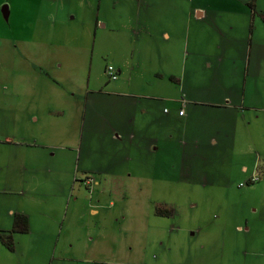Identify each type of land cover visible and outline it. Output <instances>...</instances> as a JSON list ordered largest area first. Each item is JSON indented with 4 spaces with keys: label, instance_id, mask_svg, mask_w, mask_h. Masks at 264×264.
<instances>
[{
    "label": "rangeland",
    "instance_id": "rangeland-1",
    "mask_svg": "<svg viewBox=\"0 0 264 264\" xmlns=\"http://www.w3.org/2000/svg\"><path fill=\"white\" fill-rule=\"evenodd\" d=\"M245 1L0 0V150L34 109L35 131L68 136V149L55 157L68 163L67 188L54 190L63 192L69 214L76 207L84 212L82 244L68 248V264H264V55L257 51L264 47V0H249L255 13ZM199 9L205 18L194 21L190 13ZM221 40L226 55L219 57ZM192 49L212 57L198 55L195 68L182 64ZM177 50L184 51L179 72L169 62ZM109 65L121 68L117 80L109 78ZM227 67L231 76L221 79L218 71ZM184 75L194 80V96L209 97L210 87L227 81L225 92L245 97L250 107L238 119L241 142L195 145L176 103L132 97L179 93L176 79ZM17 79L31 89L23 99L10 90ZM62 102L66 111L57 115ZM134 112L138 129H177L185 138L172 151L148 150L136 129L123 126ZM114 115L117 128L108 124ZM89 117L100 119L99 132L89 128ZM198 119L211 121L207 114ZM87 177L96 181L91 187ZM57 195L40 201L56 202ZM15 199L5 196L0 209L33 207ZM158 205L173 212L160 216Z\"/></svg>",
    "mask_w": 264,
    "mask_h": 264
},
{
    "label": "crops",
    "instance_id": "crops-1",
    "mask_svg": "<svg viewBox=\"0 0 264 264\" xmlns=\"http://www.w3.org/2000/svg\"><path fill=\"white\" fill-rule=\"evenodd\" d=\"M231 2L222 5L226 7L225 9H229ZM246 2L250 3L249 0ZM3 12L5 17L8 18L10 16L8 5H4ZM205 14L204 10L199 9L195 12L192 11L190 16L194 21L197 19L203 20ZM231 30L233 29L231 28ZM188 31L189 36H191V22L188 24ZM163 34L166 38L165 40L169 41L172 39L169 32H164ZM223 41L226 42L224 39ZM223 49H226V47L221 40L218 42V51H216L217 54L215 53V55L219 57L226 55V51L223 52ZM257 51L264 55V47ZM171 54L174 56V60L171 61L170 59L169 62L170 64L173 62L179 72L181 66L179 59L181 55H184V51L182 53L180 50L176 52L172 51ZM203 54L206 57H212L208 54V51L203 52L199 49L189 50L182 64L188 66V62H190L189 65L195 68L197 66V60L195 59L198 55ZM227 55L230 57L235 56L232 53H227ZM227 69L228 67L226 69L221 68L218 71L220 72L219 77L221 79L231 76L227 73ZM118 71L121 74V68H118ZM176 80L177 91L179 93L165 95L163 91H153L148 94L133 92L132 97H150L152 99L164 97L168 102L176 103L179 109H176L175 112L179 117L187 118L188 126L185 133L191 141L193 140V144L195 145H199V142L210 145H217L219 141L224 144L233 143L235 145L241 142L238 119L250 107L245 104V97L239 98L236 91L228 90L225 92L224 89L228 88L226 85L227 81L219 82L218 87H210L205 92L206 94H210L209 97H197L194 96L193 92V87L195 86L193 84L194 80L186 82V75L182 79ZM63 104L65 103L62 102L64 110L57 109L55 112L57 115H63L64 111H66ZM89 107L88 103L86 116ZM183 108H185V112L180 114ZM34 110L29 116L30 119L27 123L22 122V119L19 120L20 127L16 130L14 136H6L3 140L8 149L0 150V200L4 199L5 196L14 195L17 197L14 201L19 200L21 204L26 205L29 200L33 205V207L29 208L0 209V235L1 231L12 229L16 213H23L29 219V231L27 233L14 234V251L8 250L0 239V264H68V248H77L82 244V229L79 228V220L84 216L83 210L80 207H76L71 209L69 214L68 209L65 208L64 210L62 205L61 195L63 192H55L54 190L56 186H59L60 189L63 188L64 192L67 188L69 167L64 164L68 163L62 162L61 159H55V157L59 148L68 149L64 143L67 141L68 136L61 137L51 129L45 128H41L39 133L35 131L30 124L33 121V116L34 121L38 120V116H36ZM52 112L51 108L49 113ZM169 113L170 111L165 114ZM202 114L209 115L211 121L200 123L199 120L201 119L198 118ZM115 120H117V115L108 120L110 127L117 128L114 126L116 124L114 123ZM125 120L126 122L123 126L129 125L131 130L136 129L139 132V137L147 143V149L155 153L158 151H172L177 144H180L179 138L184 137L177 129H163L152 133L143 130L142 125L138 129L137 112H134L130 118H126ZM194 120H196L194 123L195 127L192 128L190 125ZM248 123L250 124L251 122ZM85 124L86 122L84 121V129ZM88 126L92 132H99L101 129L100 119L97 118L95 122L94 118L91 120L89 117ZM125 130L132 139L136 137V132L129 131L128 127H125ZM248 136L251 141L253 138L251 132H248ZM244 168L246 169V167ZM88 180H91V183ZM94 181L92 178L87 177L85 184L91 187L96 182ZM48 195H57L56 202L49 204L40 201L41 198ZM74 200L77 201L78 199L74 198ZM90 213L97 215L98 210L92 208ZM86 263L103 264L104 260H88Z\"/></svg>",
    "mask_w": 264,
    "mask_h": 264
},
{
    "label": "trees",
    "instance_id": "trees-1",
    "mask_svg": "<svg viewBox=\"0 0 264 264\" xmlns=\"http://www.w3.org/2000/svg\"><path fill=\"white\" fill-rule=\"evenodd\" d=\"M249 5L253 9V13L256 12L255 4L250 2ZM260 17L262 20H264V12L260 13ZM254 181L250 180L248 183H253ZM165 205H158L156 207V214L160 216H169L172 212V208H167V206L163 207ZM29 231V219L27 215L23 213H16L14 215V223L13 227L9 231H1L0 239L2 244L10 251L15 250V242H14V234L15 233H27Z\"/></svg>",
    "mask_w": 264,
    "mask_h": 264
},
{
    "label": "clouds",
    "instance_id": "clouds-1",
    "mask_svg": "<svg viewBox=\"0 0 264 264\" xmlns=\"http://www.w3.org/2000/svg\"><path fill=\"white\" fill-rule=\"evenodd\" d=\"M10 90L18 94L22 99L29 95L31 91L27 81L24 79H17Z\"/></svg>",
    "mask_w": 264,
    "mask_h": 264
},
{
    "label": "built area",
    "instance_id": "built-area-1",
    "mask_svg": "<svg viewBox=\"0 0 264 264\" xmlns=\"http://www.w3.org/2000/svg\"><path fill=\"white\" fill-rule=\"evenodd\" d=\"M106 72H107V74L111 80H117L119 77V71L115 67H113L112 65H109L106 68ZM180 113L182 114L183 111H181ZM252 180L258 181L259 178H258V176L255 175L254 177H252ZM88 182L91 183V180H88Z\"/></svg>",
    "mask_w": 264,
    "mask_h": 264
}]
</instances>
